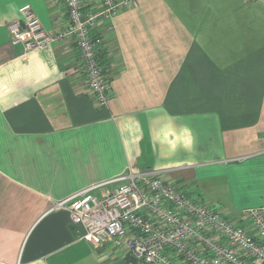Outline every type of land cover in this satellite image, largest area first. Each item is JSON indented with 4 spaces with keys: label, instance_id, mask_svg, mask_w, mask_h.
I'll return each mask as SVG.
<instances>
[{
    "label": "crops",
    "instance_id": "1",
    "mask_svg": "<svg viewBox=\"0 0 264 264\" xmlns=\"http://www.w3.org/2000/svg\"><path fill=\"white\" fill-rule=\"evenodd\" d=\"M24 4L46 32L66 20L62 0H0V264H141L123 243L84 240L66 209L49 210L127 171L158 169L231 218L264 205V0H133L98 19L103 108L71 40L25 53L10 42L6 24Z\"/></svg>",
    "mask_w": 264,
    "mask_h": 264
},
{
    "label": "built area",
    "instance_id": "2",
    "mask_svg": "<svg viewBox=\"0 0 264 264\" xmlns=\"http://www.w3.org/2000/svg\"><path fill=\"white\" fill-rule=\"evenodd\" d=\"M66 20L46 32L28 4L6 24L12 44L24 53L50 50L71 40L79 54L85 87L96 107H107L110 77L101 60L98 19H110L133 0H98V10H85V0H62ZM253 2L260 0H243ZM158 169L127 171L53 203L80 224L82 238L95 247L123 243L141 264H264V205L226 216L216 203H203L160 177Z\"/></svg>",
    "mask_w": 264,
    "mask_h": 264
},
{
    "label": "clouds",
    "instance_id": "3",
    "mask_svg": "<svg viewBox=\"0 0 264 264\" xmlns=\"http://www.w3.org/2000/svg\"><path fill=\"white\" fill-rule=\"evenodd\" d=\"M170 133H171V129L162 131L161 139L162 141L167 142L169 144L171 151H175L177 147V140L169 141L168 136ZM178 140L183 147L190 148L192 145V136L190 130L184 129L182 135L178 138Z\"/></svg>",
    "mask_w": 264,
    "mask_h": 264
}]
</instances>
